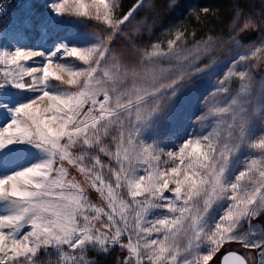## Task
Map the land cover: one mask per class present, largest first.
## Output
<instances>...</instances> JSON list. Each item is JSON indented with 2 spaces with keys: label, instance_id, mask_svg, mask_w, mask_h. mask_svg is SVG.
<instances>
[{
  "label": "snow or ice",
  "instance_id": "1",
  "mask_svg": "<svg viewBox=\"0 0 264 264\" xmlns=\"http://www.w3.org/2000/svg\"><path fill=\"white\" fill-rule=\"evenodd\" d=\"M0 25V264H264V0Z\"/></svg>",
  "mask_w": 264,
  "mask_h": 264
},
{
  "label": "trees",
  "instance_id": "2",
  "mask_svg": "<svg viewBox=\"0 0 264 264\" xmlns=\"http://www.w3.org/2000/svg\"><path fill=\"white\" fill-rule=\"evenodd\" d=\"M131 0H124V3H130ZM229 0H181V4L184 9L196 8V7H210V8H221L228 4ZM175 19L173 23H189L186 17V13L182 14L181 11H177L173 14ZM192 24L195 23V17L192 18ZM117 253H113V256Z\"/></svg>",
  "mask_w": 264,
  "mask_h": 264
},
{
  "label": "rangeland",
  "instance_id": "3",
  "mask_svg": "<svg viewBox=\"0 0 264 264\" xmlns=\"http://www.w3.org/2000/svg\"><path fill=\"white\" fill-rule=\"evenodd\" d=\"M0 26H2V25H0ZM165 43H166V40H165ZM209 103H211V98L209 99Z\"/></svg>",
  "mask_w": 264,
  "mask_h": 264
},
{
  "label": "built area",
  "instance_id": "4",
  "mask_svg": "<svg viewBox=\"0 0 264 264\" xmlns=\"http://www.w3.org/2000/svg\"><path fill=\"white\" fill-rule=\"evenodd\" d=\"M13 2H15V0H13Z\"/></svg>",
  "mask_w": 264,
  "mask_h": 264
}]
</instances>
